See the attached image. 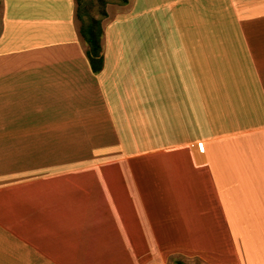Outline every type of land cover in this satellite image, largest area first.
Segmentation results:
<instances>
[{"label":"crops","instance_id":"1","mask_svg":"<svg viewBox=\"0 0 264 264\" xmlns=\"http://www.w3.org/2000/svg\"><path fill=\"white\" fill-rule=\"evenodd\" d=\"M0 2V264H264V0Z\"/></svg>","mask_w":264,"mask_h":264},{"label":"trees","instance_id":"2","mask_svg":"<svg viewBox=\"0 0 264 264\" xmlns=\"http://www.w3.org/2000/svg\"><path fill=\"white\" fill-rule=\"evenodd\" d=\"M78 9L77 16L81 22L80 32L82 37L88 44L87 55L90 60L94 72H100L104 67V57L102 53V37L104 33L103 18L108 14L105 10L101 12V17L97 18L91 15L84 7L82 0H77ZM120 3L126 4L128 0H119ZM177 264H185L178 260Z\"/></svg>","mask_w":264,"mask_h":264},{"label":"rangeland","instance_id":"3","mask_svg":"<svg viewBox=\"0 0 264 264\" xmlns=\"http://www.w3.org/2000/svg\"><path fill=\"white\" fill-rule=\"evenodd\" d=\"M84 2L85 9L93 16L100 18L101 12L105 10L107 12L108 5L120 3L119 0H82ZM1 2V0H0ZM105 18H103L104 21ZM102 21V24H103ZM178 260L183 261L185 264H210L204 258L193 256L191 254L173 253L163 256V260L156 259L152 264H177Z\"/></svg>","mask_w":264,"mask_h":264}]
</instances>
